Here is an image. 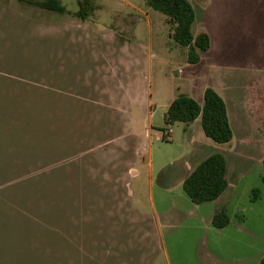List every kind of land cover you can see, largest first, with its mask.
Listing matches in <instances>:
<instances>
[{
    "label": "rangeland",
    "instance_id": "1",
    "mask_svg": "<svg viewBox=\"0 0 264 264\" xmlns=\"http://www.w3.org/2000/svg\"><path fill=\"white\" fill-rule=\"evenodd\" d=\"M59 1L68 13L0 0V264H259L264 0H188L192 34L210 39L197 64L146 0H95L84 21ZM207 87L226 104V144L198 120L164 123L176 97L201 102ZM62 138L66 156L46 158ZM201 144L224 156L227 188L194 204L176 170Z\"/></svg>",
    "mask_w": 264,
    "mask_h": 264
},
{
    "label": "trees",
    "instance_id": "2",
    "mask_svg": "<svg viewBox=\"0 0 264 264\" xmlns=\"http://www.w3.org/2000/svg\"><path fill=\"white\" fill-rule=\"evenodd\" d=\"M26 3L38 9L64 15L67 10L59 0H15ZM148 6L159 11L166 17L169 26V36L177 44L188 48V62L197 64L200 57L210 46L207 33L192 34V24L195 21V12L188 0H146ZM77 11L73 14L77 19L84 21L93 14L97 5L95 0H77ZM199 118L204 135L219 144H226L232 139V128L227 115V108L220 95L210 87L205 88L202 103L193 98L180 95L168 106L164 114L166 125L175 122L190 123ZM166 129H162V132ZM164 138V137H162ZM264 166V160H263ZM174 165H168L159 176L163 175ZM264 183V175L262 176ZM161 186L165 184L159 181ZM183 191L194 204H202L216 200L227 188L226 161L223 155L213 153L202 159L183 179ZM254 196L257 191L253 192ZM255 198V197H254ZM229 218L226 208H221L211 218V224L221 229L228 225ZM259 264H264V257Z\"/></svg>",
    "mask_w": 264,
    "mask_h": 264
},
{
    "label": "crops",
    "instance_id": "3",
    "mask_svg": "<svg viewBox=\"0 0 264 264\" xmlns=\"http://www.w3.org/2000/svg\"><path fill=\"white\" fill-rule=\"evenodd\" d=\"M216 4H218V0L216 1ZM203 97V96H202ZM199 104H201L202 103V101L201 102H199V101H197ZM196 120H198L199 121V124H200V120H199V118H197ZM58 143H56V145L54 146H49L50 147V151L48 152V153H45L44 155L46 156H49L50 158L51 157H54V156H56V162H58V160H59V156H62L63 155V153L65 154V156H66V153H67V142H66V140L63 142V138L59 141H57ZM47 144H49V143H47ZM203 146L205 147H209L210 148V146L208 145V144H203ZM201 147H202V144H201V146L200 147H197V150H195V154H193V155H191L190 156V158L188 159V161L186 162V164L185 165H183V168H182V166H180V168H178L176 171H177V176H178V178H181L182 179V182H183V179L185 178V176L192 170V169H194L195 168V166L202 160V159H204L206 156H208V155H205V153H203L202 152V150H201ZM46 156V158H48ZM46 158H45V160H46ZM67 157H65V159H66ZM41 159L39 158V160L38 161H40ZM67 160V159H66ZM131 170V172H132V169H130ZM174 177V176H173ZM176 177H174L173 178V180L175 179ZM172 184V182H168V183H166L165 184V186H162L164 189H167V188H169L170 187V185ZM129 188V187H128ZM226 191V190H225ZM224 191V192H225ZM223 192V193H224ZM223 193H222V195H223ZM221 195V196H222ZM220 196V197H221ZM220 197H218L216 200H214V201H217ZM126 204H128V201L126 200ZM226 206V204H224V203H221V204H213V206H212V208H211V210H210V215H209V218L211 219L212 218V216L216 213V212H218L221 208H224ZM48 213H50V211L48 212ZM47 216H49L48 214H47ZM227 226V225H226ZM225 226V227H226ZM225 227H223V228H225ZM207 254H209V256H213V254H211V253H208V252H206ZM214 258V257H213ZM263 258V257H262ZM262 258H260L259 259V261L258 262H260V260L262 259Z\"/></svg>",
    "mask_w": 264,
    "mask_h": 264
},
{
    "label": "built area",
    "instance_id": "4",
    "mask_svg": "<svg viewBox=\"0 0 264 264\" xmlns=\"http://www.w3.org/2000/svg\"><path fill=\"white\" fill-rule=\"evenodd\" d=\"M171 133L170 129H166L163 133H162V137H164L165 135L169 136V134ZM164 134V135H163Z\"/></svg>",
    "mask_w": 264,
    "mask_h": 264
}]
</instances>
